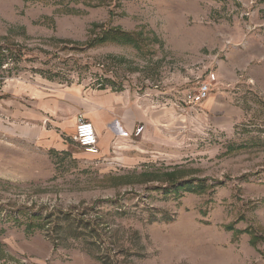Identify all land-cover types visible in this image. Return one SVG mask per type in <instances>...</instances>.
<instances>
[{"label":"rangeland","instance_id":"374dc122","mask_svg":"<svg viewBox=\"0 0 264 264\" xmlns=\"http://www.w3.org/2000/svg\"><path fill=\"white\" fill-rule=\"evenodd\" d=\"M67 88L120 98L100 159L17 136ZM0 264H264V0H0Z\"/></svg>","mask_w":264,"mask_h":264},{"label":"crops","instance_id":"0c3cea01","mask_svg":"<svg viewBox=\"0 0 264 264\" xmlns=\"http://www.w3.org/2000/svg\"><path fill=\"white\" fill-rule=\"evenodd\" d=\"M50 95L47 99H42V101L37 100V97L32 98L31 108L23 105L20 107L18 103L16 110L11 111V117L16 119L17 136L22 139L25 134L31 136V140L34 143H37L41 136H55L56 140L47 145H55L58 149L65 150L67 145L61 142L62 139L57 134L59 133L58 129L64 128L63 120L65 118L69 119L72 128H67L66 133L67 136L71 135V140L75 143L74 128L76 120L79 116H82L92 123L95 128L98 139V153L90 155L80 150L87 156L95 157L96 159H100V156H105L109 153L117 139L124 138V132L120 130L122 125L119 114V96L102 92L84 94L83 96L81 91L76 88L58 90ZM46 123L54 124L56 130L53 132L47 131L45 127H42ZM59 134L62 135V132L60 131Z\"/></svg>","mask_w":264,"mask_h":264},{"label":"built area","instance_id":"2783aa9c","mask_svg":"<svg viewBox=\"0 0 264 264\" xmlns=\"http://www.w3.org/2000/svg\"><path fill=\"white\" fill-rule=\"evenodd\" d=\"M212 81H214V76H211L209 82L199 83L195 91L188 92L186 95V103L195 106L205 101L208 98ZM142 131L143 126H138L134 129L132 135L138 137ZM74 141L79 149L86 154L96 155L98 153V139L95 128L92 123L82 116H79L76 120Z\"/></svg>","mask_w":264,"mask_h":264},{"label":"trees","instance_id":"16d2710c","mask_svg":"<svg viewBox=\"0 0 264 264\" xmlns=\"http://www.w3.org/2000/svg\"><path fill=\"white\" fill-rule=\"evenodd\" d=\"M252 237H253V239H252L253 242H255L258 239L257 236H252Z\"/></svg>","mask_w":264,"mask_h":264}]
</instances>
